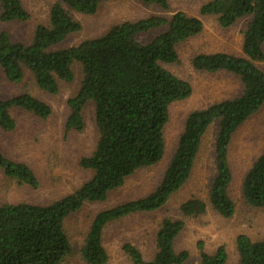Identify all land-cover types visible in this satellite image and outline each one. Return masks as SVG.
Returning a JSON list of instances; mask_svg holds the SVG:
<instances>
[{"label":"trees","instance_id":"trees-1","mask_svg":"<svg viewBox=\"0 0 264 264\" xmlns=\"http://www.w3.org/2000/svg\"><path fill=\"white\" fill-rule=\"evenodd\" d=\"M105 1L109 0H57L50 8L48 23L37 24L28 43L13 41L6 31L0 32V69L11 82H19L26 68L40 89L55 94L58 80L71 82L72 64L75 61L81 64L82 80L68 99L69 114L64 129L81 130L82 108L92 101L98 131L93 151L79 160V165L92 174L77 189L45 205L25 201L0 204V264H61L72 251L64 230L65 218L87 202L104 201L137 170L156 164L164 154L162 130L168 119V107L191 93L187 81L163 66L177 60L178 43L203 29L199 17L184 11H175L170 18L151 15L123 21L98 37L69 47H56L81 29L68 9L94 14ZM140 1L168 8L167 0ZM199 13L215 16L224 28L250 17L242 33L241 55L198 53L191 59L195 69L224 70L237 76L241 92L186 116L175 151L154 190L105 208L94 216L80 248L87 264L106 262L102 234L109 222L157 210L181 188L190 176L201 138L215 120L218 121L214 147L216 173L208 191V203L223 217L234 213L228 193L232 179L228 147L237 127L264 104V70L255 64L264 61V0H208L200 6ZM29 17L20 0H0L1 21H26ZM160 27L165 29L148 41L139 38ZM12 107L42 118L50 114L47 103L27 92L0 100V127L4 130L14 128L9 114ZM0 169L17 183L38 187V179L28 165L8 159L1 151ZM241 193L248 205L264 206V151L245 173ZM179 209L183 217L198 216L206 211V203L192 197L181 203ZM183 227L182 219L163 218L155 234V252L149 260L131 243H125L123 251L131 264H183L188 252L176 251L174 247ZM235 245L237 264H264V239L255 241L246 234H238ZM197 248L201 264H227L224 245L208 253L198 241Z\"/></svg>","mask_w":264,"mask_h":264},{"label":"rangeland","instance_id":"rangeland-1","mask_svg":"<svg viewBox=\"0 0 264 264\" xmlns=\"http://www.w3.org/2000/svg\"><path fill=\"white\" fill-rule=\"evenodd\" d=\"M20 1L30 14L29 19L8 22L0 20V32L6 31L13 41L28 43L36 25L48 23L50 8L57 0ZM207 1L167 0L168 8L164 9L140 0H109L101 3L94 14H83L65 6L71 17L81 24V29L68 35L56 46L59 48L98 37L112 25L123 21H134L151 15L170 18L178 10L199 17L203 29L199 34L177 44L178 58L175 62L163 63L165 68L190 84L191 93L168 107V119L162 130V158L156 164L137 170L126 178L104 201L87 202L65 218L64 230L72 251L61 264H87L81 257L80 248L92 219L99 211L143 197L155 189L175 151L186 116L191 111L240 94L242 84L237 76L224 70H198L191 63V59L198 53L242 54V33L250 17H243L233 26L224 28L218 24L215 16L200 15L199 8ZM164 29L165 27H160L151 30L139 38L148 41ZM255 64L264 70V61ZM71 68L73 80H58L59 89L55 94L40 89L32 73L26 68L19 82L9 81L0 69V100L27 92L50 107V114L45 118L23 108L12 107L9 114L14 121V128L4 130L0 127L1 153L8 159L28 165L39 183L37 188L17 183L0 169V204L25 201L45 205L74 191L91 176V171L82 168L79 160L93 151L98 138L93 102H86L82 108L81 130L64 129L69 114L68 99L78 90L83 76L79 62L75 61ZM217 130L218 121L215 120L201 138L189 178L162 207L150 212L133 213L105 226L102 244L107 260L104 264H131L123 251L125 243L133 244L145 259H151L155 252V234L165 217L184 221L183 229L174 240L176 251L188 252V258L183 264H201L198 241L203 243L204 250L208 253H213L217 246L224 245L227 264H237L235 240L238 234H246L255 241L264 239V206L248 205L241 193L245 173L264 151V104L237 127L229 143L228 161L232 179L228 193L234 203V213L230 217L221 216L208 203V191L216 173L214 147ZM192 197L203 200L206 211L198 216L183 217L179 207Z\"/></svg>","mask_w":264,"mask_h":264}]
</instances>
